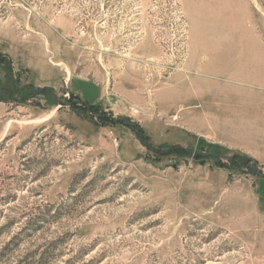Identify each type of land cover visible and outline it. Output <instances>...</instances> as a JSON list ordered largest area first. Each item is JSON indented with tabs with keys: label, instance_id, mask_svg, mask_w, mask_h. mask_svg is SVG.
Here are the masks:
<instances>
[{
	"label": "rangeland",
	"instance_id": "374dc122",
	"mask_svg": "<svg viewBox=\"0 0 264 264\" xmlns=\"http://www.w3.org/2000/svg\"><path fill=\"white\" fill-rule=\"evenodd\" d=\"M0 264H264V0H0Z\"/></svg>",
	"mask_w": 264,
	"mask_h": 264
}]
</instances>
